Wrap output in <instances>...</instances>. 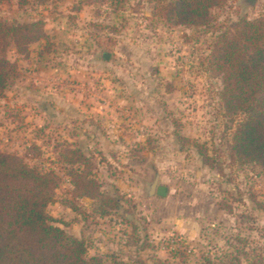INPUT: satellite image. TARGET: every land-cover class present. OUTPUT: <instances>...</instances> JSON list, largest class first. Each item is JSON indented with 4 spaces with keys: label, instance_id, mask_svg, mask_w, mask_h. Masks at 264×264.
<instances>
[{
    "label": "rangeland",
    "instance_id": "rangeland-1",
    "mask_svg": "<svg viewBox=\"0 0 264 264\" xmlns=\"http://www.w3.org/2000/svg\"><path fill=\"white\" fill-rule=\"evenodd\" d=\"M168 1L0 0L1 22H42L44 34L0 50L16 71L0 95V152L57 175L47 213L87 259L264 264V168L229 157L242 117L226 115L208 70L218 35L263 15L264 0H228L204 27L166 22ZM66 149L91 158L116 210L75 195ZM156 172L165 198L149 195Z\"/></svg>",
    "mask_w": 264,
    "mask_h": 264
},
{
    "label": "trees",
    "instance_id": "trees-1",
    "mask_svg": "<svg viewBox=\"0 0 264 264\" xmlns=\"http://www.w3.org/2000/svg\"><path fill=\"white\" fill-rule=\"evenodd\" d=\"M227 2L170 0L160 14L171 25L204 27L210 23V11ZM42 27V22L14 27L0 21V50L11 41L18 47L29 46L44 36ZM208 70L222 78L220 97L226 115L233 121L242 117L232 134L229 157L242 165L255 163L264 168V14L254 20L241 18L218 35ZM15 72V66L0 53V95ZM195 146L205 164L215 168L208 149ZM66 150L64 159L74 166L70 176L75 195L101 201L102 215L116 210L118 200L105 196L93 178L91 158L79 149ZM57 185L54 172L34 170L21 158L0 152V264H128L117 259H87L84 241L54 224L47 206ZM257 204L264 211V202Z\"/></svg>",
    "mask_w": 264,
    "mask_h": 264
},
{
    "label": "water",
    "instance_id": "water-1",
    "mask_svg": "<svg viewBox=\"0 0 264 264\" xmlns=\"http://www.w3.org/2000/svg\"><path fill=\"white\" fill-rule=\"evenodd\" d=\"M243 2L246 7H255L257 0H243ZM105 57L107 59L109 57L108 54H106ZM159 182H160V176L156 172L155 179L153 183L150 185L149 195L150 196L157 195L159 197L165 198L169 194V188L164 185H160ZM128 219L131 220L132 217L128 216Z\"/></svg>",
    "mask_w": 264,
    "mask_h": 264
},
{
    "label": "crops",
    "instance_id": "crops-1",
    "mask_svg": "<svg viewBox=\"0 0 264 264\" xmlns=\"http://www.w3.org/2000/svg\"><path fill=\"white\" fill-rule=\"evenodd\" d=\"M160 183V182H159Z\"/></svg>",
    "mask_w": 264,
    "mask_h": 264
}]
</instances>
